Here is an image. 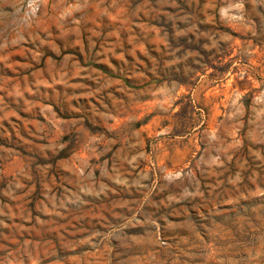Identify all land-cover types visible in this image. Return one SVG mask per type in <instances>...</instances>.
<instances>
[{"label":"rangeland","instance_id":"rangeland-1","mask_svg":"<svg viewBox=\"0 0 264 264\" xmlns=\"http://www.w3.org/2000/svg\"><path fill=\"white\" fill-rule=\"evenodd\" d=\"M0 264H264V0H0Z\"/></svg>","mask_w":264,"mask_h":264}]
</instances>
